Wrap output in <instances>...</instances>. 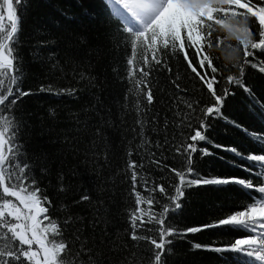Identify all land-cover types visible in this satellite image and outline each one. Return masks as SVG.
I'll return each instance as SVG.
<instances>
[{"label": "trees", "instance_id": "16d2710c", "mask_svg": "<svg viewBox=\"0 0 264 264\" xmlns=\"http://www.w3.org/2000/svg\"><path fill=\"white\" fill-rule=\"evenodd\" d=\"M25 4L18 34L20 86L31 95L18 102L15 116L31 176L51 201L46 205L49 215L62 224L73 251L83 249V257L91 258L93 264H149L150 243L130 238V215L136 205L128 163L134 160L143 165L138 169L141 184L146 178L171 189L177 180L169 169L185 167L184 156L175 149L190 142L187 137L193 134L187 122L181 123L190 112L183 101L190 100L197 109L192 116L195 126L199 109L212 103V98L183 55L177 54L167 57L171 72L159 66L151 72L153 104L147 105L140 95L137 106L138 97L130 91L128 34L120 21L109 16L105 0H25ZM217 34L221 47L210 54L217 58L213 63L223 75L214 87L220 91L227 86L235 94L225 101L223 118L211 121L207 136L212 143L199 145L212 154L197 152L193 166L203 178L245 177L247 173L233 166L239 158L213 143L239 146L242 152L258 151L257 144L229 121L260 134L264 114L249 110L251 101L243 88L226 85L224 77L237 72L226 55L229 46L235 48L239 42L226 29L218 27ZM256 62L264 64V55L258 54ZM192 63L196 65L197 60L193 58ZM245 84L264 100V73L246 66ZM153 159L160 160L161 166ZM138 190L143 193L142 188ZM85 195L88 200L81 199ZM156 199L167 202L159 193ZM244 199L235 184L192 186L185 190L182 209L172 214L170 223L183 231L215 222ZM226 231L215 228L176 238L168 246L166 264H232L234 253L194 247L195 243L227 244L233 236Z\"/></svg>", "mask_w": 264, "mask_h": 264}, {"label": "snow or ice", "instance_id": "6c2138e0", "mask_svg": "<svg viewBox=\"0 0 264 264\" xmlns=\"http://www.w3.org/2000/svg\"><path fill=\"white\" fill-rule=\"evenodd\" d=\"M105 3L109 16L120 21L122 30L128 34L131 56L127 64L133 85L130 91L138 97L137 106L141 102L140 95H143L147 105L153 104L151 72L157 70V66L171 72L167 57L177 54L183 55L213 101L199 109L200 118L195 126L192 116L197 109L190 100L183 101L190 112L181 119V123L187 122L193 134L187 137L190 142L182 143L175 149L184 156L185 167L169 169L177 180L171 189L162 183H150L146 178L141 184L138 169L143 165L129 161L136 205L130 215V238L150 243L152 256L149 257V264H166L168 246L176 238L221 228L227 230L224 234L233 236L227 244L205 246L195 243L194 247L220 254L234 253L232 264H264V133L249 132L235 121H229L257 144L258 151L242 152L239 146L213 143V147L239 158V164L234 161L233 166L247 173L245 177L203 178L193 166V156L197 152L212 154L199 145L201 142L212 143L207 136L211 121L223 118L225 101L229 95L235 94L227 86L220 91L214 87L221 82L218 76L223 75L213 63L217 58L210 54L213 49L221 47L218 27L226 29L239 42L235 48L229 46L226 55V60L237 69L236 73L224 77L226 85L243 88L251 101L249 110L255 114L259 109L264 114V100L245 84L246 66L258 68L264 73V64L256 62L258 54L264 55V0H105ZM25 10V0H0V264H93L91 258L83 257V249L73 251L74 246L64 237L62 224L49 215L51 201L31 176L30 163L25 159L19 142L15 106L25 96L31 95L30 91L20 86L22 66L18 34ZM193 58L197 60L196 65L192 63ZM224 67L227 68V65ZM198 68L203 70V74ZM176 88L180 89L179 84ZM41 91L52 89L42 88ZM65 91L73 94L72 90ZM196 103L199 104V101ZM151 162L157 166L162 164L157 159ZM229 184L240 186L245 197L229 213L215 222L188 227L183 231L170 223L172 214L182 209L181 201L187 188ZM138 188H142L143 193ZM157 193L167 202L157 200ZM81 199L88 200L89 197L85 195ZM148 225L155 227L148 228ZM141 231L155 232L156 235H140Z\"/></svg>", "mask_w": 264, "mask_h": 264}, {"label": "clouds", "instance_id": "9594fccd", "mask_svg": "<svg viewBox=\"0 0 264 264\" xmlns=\"http://www.w3.org/2000/svg\"><path fill=\"white\" fill-rule=\"evenodd\" d=\"M231 62V61H230Z\"/></svg>", "mask_w": 264, "mask_h": 264}]
</instances>
